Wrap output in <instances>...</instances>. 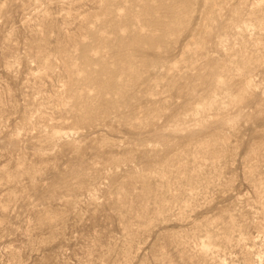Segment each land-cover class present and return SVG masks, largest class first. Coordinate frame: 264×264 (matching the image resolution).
Masks as SVG:
<instances>
[{"label":"rangeland","instance_id":"obj_1","mask_svg":"<svg viewBox=\"0 0 264 264\" xmlns=\"http://www.w3.org/2000/svg\"><path fill=\"white\" fill-rule=\"evenodd\" d=\"M0 264H264V0H0Z\"/></svg>","mask_w":264,"mask_h":264}]
</instances>
